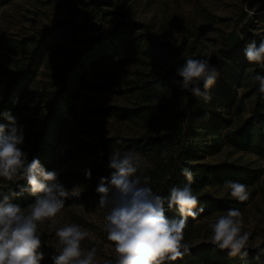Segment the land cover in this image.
<instances>
[{"label":"rangeland","instance_id":"obj_1","mask_svg":"<svg viewBox=\"0 0 264 264\" xmlns=\"http://www.w3.org/2000/svg\"><path fill=\"white\" fill-rule=\"evenodd\" d=\"M111 1V5L98 8L83 3L63 4L58 0H9L0 6V89L14 73L26 66V80L10 94L15 106L11 115L23 125L24 140L19 147L28 154L31 134L42 121L48 97L58 88L74 87L77 96L70 99L72 105L67 109L66 125L49 139L51 144L44 152L50 158L51 171L58 173L57 182L69 191L79 187L80 194L87 186L82 182V171L112 172L107 165L113 149L90 153L91 146L102 145L112 137L158 135L166 130L176 111L184 107L189 91L181 90L174 81L181 79L176 71L186 58L210 59V70L215 69L213 86L204 89L208 100L203 98L202 102L216 123L229 127L244 119L251 112L255 99L253 93L248 95L254 82L252 67L244 52L250 41L255 40L257 46L264 41V0ZM121 18L146 26L130 33L133 56H140L141 61H134L129 52H121L90 67L84 57L86 52L91 57H100V54L98 49H88L89 42L101 29L113 27ZM61 21L72 24L78 32L68 38L52 39L57 32L52 26ZM45 27L54 29L40 34ZM144 29L148 40L141 36ZM69 60L73 62L70 68L74 66L76 71L85 73L80 85L69 73L70 68L64 70ZM164 72L172 76L161 85L162 92L155 85H147ZM64 76L69 79L67 85ZM147 90H151L150 97L143 93ZM149 104L162 105L163 113L155 117L140 115L146 112L145 106ZM115 108L133 115L122 118L113 114ZM225 129L218 128L211 137L198 129L188 138L187 144L193 146L199 162L262 170L258 182L247 187L248 192L255 190L253 199L240 211L243 231L250 233L247 246L264 247V192L259 185L264 177V156L224 142ZM139 153L148 162L150 155ZM71 174L75 176L74 184L64 185L66 176ZM187 183L185 180L180 188ZM7 184L8 180L0 177V188ZM191 188L196 196L205 193L211 197L232 198L223 182H213L197 190L192 182ZM70 197L72 201L65 204L58 215L56 227L74 223L88 230L90 238L81 242V248L96 247L100 264L104 260H113L114 264V246L103 230L109 209L99 208V194L84 199L82 195L70 193ZM28 205L21 207L27 209ZM225 213L213 211L187 224L183 242L190 248L211 243L209 224ZM39 231L40 251L44 254L41 264H53L52 256L59 254L55 231L49 227V222L40 225ZM168 264L209 263L196 261L187 254Z\"/></svg>","mask_w":264,"mask_h":264},{"label":"clouds","instance_id":"obj_2","mask_svg":"<svg viewBox=\"0 0 264 264\" xmlns=\"http://www.w3.org/2000/svg\"><path fill=\"white\" fill-rule=\"evenodd\" d=\"M243 39V36H241ZM245 57L249 63L264 66V41L257 46L255 40L245 46ZM176 75L180 80L174 83L183 91H191L195 97L203 94L215 82V69L210 70V59L186 58ZM258 82V90L264 94V76L256 74L252 78ZM163 91L160 84L155 85ZM208 100L207 96H204ZM8 125L0 124V177L12 181L20 175L26 180L27 187L18 185L19 191L3 194L0 199V264H41L44 254L39 226L49 222L55 231L59 254L52 256L53 264H100L97 248H81V242L90 238L88 230L77 224L56 227L57 217L70 195L79 196V187L67 190L57 182L58 173L47 171L40 160L33 158L27 162V154L19 147L23 143V125H19L14 116L4 113ZM167 156V153H163ZM107 167L112 170L110 179L101 178L96 188L99 194L98 206L109 209L104 217L103 230L107 240L114 246V264H168L182 259L190 252V246L184 243V229L188 218L195 219L204 212L199 200L193 194L191 183L193 172L184 167L183 175L189 182L184 187H172L168 196L153 192L149 187L151 177L138 175L150 167L141 153L135 149L121 151L113 149ZM87 178L91 170H85ZM107 180V183H106ZM232 198L239 202L249 199L247 186L239 181H226ZM24 192L35 197L34 203L22 208L10 200ZM169 210L175 209L179 218L166 215L165 204ZM212 231L211 243L220 250H228L232 257H246L245 250L250 233L243 231L244 220L239 209H228L209 224ZM103 264H113V260H104Z\"/></svg>","mask_w":264,"mask_h":264},{"label":"trees","instance_id":"obj_3","mask_svg":"<svg viewBox=\"0 0 264 264\" xmlns=\"http://www.w3.org/2000/svg\"><path fill=\"white\" fill-rule=\"evenodd\" d=\"M9 0H0V6L7 3ZM63 4L83 3L90 4L94 7L111 5V0H58ZM57 28L56 34L52 39L68 38L74 35L78 30L66 21H61L59 24L52 26ZM52 27H45L40 31V34H45L51 31ZM146 28L144 24L135 20L119 19L111 28L101 29L89 42L88 49H98L100 57H91L86 54V62L90 67H94L100 60L110 59L117 56L121 52H129L134 61H141L140 56H133V46L131 32ZM54 29V28H53ZM52 29V30H53ZM141 36L148 40V36L143 30ZM156 45V44H155ZM159 45V44H157ZM72 61L69 60L64 66V70L70 68ZM252 67V78L256 74L264 75V66L250 63ZM26 67V66H25ZM25 67L19 72L14 73L11 80L2 85L0 89V124L7 126L8 120L4 113L12 114L14 111V103L10 99L12 90L17 89L23 81L26 80ZM69 73L74 77L78 85L84 81L85 73L76 71L74 66L69 69ZM172 75L164 72L161 76L148 82L147 85H164ZM64 84L69 83L67 77H63ZM258 85L253 83L249 94H254V105L247 117L236 121L231 126L218 124L213 120L212 114L207 112L203 104L205 95L203 83L200 84V90L203 94L200 97H195L189 90L187 101L183 108L176 111L172 120L166 125V130L155 136H147L145 138H128L119 139L117 137L108 138L102 145L90 147V153H98L106 149L128 150L135 149L138 152L149 154L148 164L150 167L143 172H138V175H148L151 177L149 187L153 192L162 196H168L172 187H180L186 178L181 175V169L189 168L194 174L193 188L201 189L213 182L239 181L247 187H252L262 175V170L257 168H249L235 164H212L207 162H199L200 157L196 156L193 151V146L188 145L187 141L190 136H193L198 129L205 131L206 137H211L214 131L218 128L226 127L222 138L227 144L240 149L251 151L257 155L264 156V94L258 90ZM146 97H150L151 90L143 92ZM149 93V94H148ZM53 96L48 97L46 110L42 121L36 131H33L30 138L29 150L27 154V162H31L33 158L40 160L41 165L51 171L50 158L45 154V149L50 146L49 139L62 129L67 122L68 107H71L72 100L77 96L76 89L58 88ZM146 112H141L140 115H153L154 117L163 113V106L159 104L146 105ZM113 114L120 115L122 118L132 116L131 112H121L118 108L112 110ZM167 156H163V153ZM159 159V160H158ZM191 161H195L191 164ZM91 170V177L87 178L85 171H82V182L86 183L85 191L80 194L84 199L91 198L98 194L96 188L101 182V178L110 179L111 172L100 169ZM74 175L71 174L64 185L71 186L74 184ZM107 183V180H106ZM18 185L27 187L26 180L20 175L14 177L12 181L4 188H0V199L3 194H10L11 191H19ZM264 192V177L259 183ZM250 196L247 201L239 202L234 198L228 197H211L208 194L198 195V207H204V212L200 213L195 219L189 217L187 224L194 220L203 217L213 211H226L228 209L241 210L254 197L255 190L249 192ZM82 198V199H83ZM72 197L66 198L65 204L71 203ZM83 199V200H84ZM35 201V197L29 192H24L18 197H13L10 202L19 206H25ZM166 215L171 218H179V213L175 209L169 210L167 203L165 204ZM248 252L246 257L237 255L232 257L228 254V250H220L212 243L199 245L190 248V256L196 261H205L209 264H264V247H246ZM187 256V254L185 255ZM184 256V257H185Z\"/></svg>","mask_w":264,"mask_h":264}]
</instances>
